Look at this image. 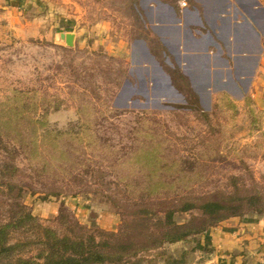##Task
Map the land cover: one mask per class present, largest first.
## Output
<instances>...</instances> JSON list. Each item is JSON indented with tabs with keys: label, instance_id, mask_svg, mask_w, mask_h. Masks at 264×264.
Wrapping results in <instances>:
<instances>
[{
	"label": "rangeland",
	"instance_id": "rangeland-1",
	"mask_svg": "<svg viewBox=\"0 0 264 264\" xmlns=\"http://www.w3.org/2000/svg\"><path fill=\"white\" fill-rule=\"evenodd\" d=\"M185 1L0 0V225L15 221V240L32 235L21 212L61 236L76 224L99 236L160 230L163 214L136 216L165 201L264 195L256 58L225 67L172 31L163 4ZM259 221L250 212L162 250L263 264L249 239L216 233Z\"/></svg>",
	"mask_w": 264,
	"mask_h": 264
},
{
	"label": "trees",
	"instance_id": "trees-1",
	"mask_svg": "<svg viewBox=\"0 0 264 264\" xmlns=\"http://www.w3.org/2000/svg\"><path fill=\"white\" fill-rule=\"evenodd\" d=\"M159 205L160 209L141 212L136 219L138 226H145L151 222L150 215L163 214L164 218L157 225L160 230L143 227L134 228L129 233H99V236L89 234L78 224L76 229L69 230L70 234L61 236L39 224L32 213L21 212L20 225L28 227L32 235L15 240L11 229L17 226L16 222L0 225V264H192L194 250L168 254L162 248L204 233L209 227L231 218L250 212L263 214L264 195H243L238 189L233 195L183 198ZM193 210L198 211L204 220L198 223L194 218L186 224L175 220L177 214Z\"/></svg>",
	"mask_w": 264,
	"mask_h": 264
},
{
	"label": "crops",
	"instance_id": "crops-1",
	"mask_svg": "<svg viewBox=\"0 0 264 264\" xmlns=\"http://www.w3.org/2000/svg\"><path fill=\"white\" fill-rule=\"evenodd\" d=\"M186 7L180 3L163 4L165 17L172 31H180L187 41L205 56H215L223 66H231L226 57H239L248 61L256 58L253 82L264 86V0H189ZM179 5V6H178ZM216 50V53H210ZM220 67V66H219ZM252 227V228H250ZM230 236L234 246L241 239H249L264 264V221L222 233ZM222 233V234H221ZM221 239V238H220Z\"/></svg>",
	"mask_w": 264,
	"mask_h": 264
},
{
	"label": "water",
	"instance_id": "water-1",
	"mask_svg": "<svg viewBox=\"0 0 264 264\" xmlns=\"http://www.w3.org/2000/svg\"><path fill=\"white\" fill-rule=\"evenodd\" d=\"M62 38L66 40V43L70 46H73L74 44V35L72 34H66V35H62Z\"/></svg>",
	"mask_w": 264,
	"mask_h": 264
},
{
	"label": "built area",
	"instance_id": "built-area-1",
	"mask_svg": "<svg viewBox=\"0 0 264 264\" xmlns=\"http://www.w3.org/2000/svg\"><path fill=\"white\" fill-rule=\"evenodd\" d=\"M181 5H182V7H186L187 3L186 2H182Z\"/></svg>",
	"mask_w": 264,
	"mask_h": 264
}]
</instances>
